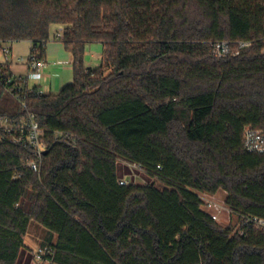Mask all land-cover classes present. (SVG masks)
Wrapping results in <instances>:
<instances>
[{"label": "trees", "instance_id": "16d2710c", "mask_svg": "<svg viewBox=\"0 0 264 264\" xmlns=\"http://www.w3.org/2000/svg\"><path fill=\"white\" fill-rule=\"evenodd\" d=\"M54 27L73 83L26 85L25 110L0 82V117L33 114L47 145L35 173L34 150L0 130V264L32 263V223L52 264H264V233L241 224L264 218V154L243 144L247 126L264 130V0H0V42L44 58ZM90 44L104 49L95 69ZM123 164L149 183L120 186ZM220 192L236 232L203 209Z\"/></svg>", "mask_w": 264, "mask_h": 264}, {"label": "built area", "instance_id": "2783aa9c", "mask_svg": "<svg viewBox=\"0 0 264 264\" xmlns=\"http://www.w3.org/2000/svg\"><path fill=\"white\" fill-rule=\"evenodd\" d=\"M62 37L63 32H59L52 37V40L59 41ZM252 44L253 42L249 41L237 42L236 49L233 50L232 44L229 42L217 43L214 46V54L218 59L227 57L231 54L238 56L242 51L249 49ZM11 53V49L6 44L0 42V82L5 85L7 92L19 100L23 108L27 110V105L22 97V94H24L25 91V86L27 85L29 88L30 80L37 82L42 80L43 70L46 68L47 63L44 58H40L38 54L31 51L28 57H21L18 59L19 63L27 67L28 75L24 77L20 75H13L12 73L8 74L2 67L9 64ZM29 92L32 93L33 89L29 88ZM36 93L38 96L44 95V92L40 89H37ZM0 130L4 132L5 138H8L13 144L34 150L35 159L28 163V167L33 172L40 173L44 153L47 151V145L45 141V132L37 123L35 116L27 113L26 117L19 120L10 119L8 117H0ZM55 138L58 140L60 139L72 142L71 137L60 132L56 133ZM243 144L245 150L249 153L264 154V130L247 126L244 129ZM128 166L135 167L137 170L142 172L141 168L135 165ZM126 178L127 177L119 181L120 186L138 184V177L136 175L134 177V181H132V178L131 180H127ZM202 196L201 199L204 203V207L211 215L213 221L218 222L224 213L233 214L226 204L216 202L215 200L207 197L202 198ZM241 224L249 229H254L264 233V218L256 216H243L241 217ZM52 253L53 250L49 246L40 248L38 253L34 255L35 260L40 264H52L51 260H46V257L52 256Z\"/></svg>", "mask_w": 264, "mask_h": 264}, {"label": "crops", "instance_id": "0c3cea01", "mask_svg": "<svg viewBox=\"0 0 264 264\" xmlns=\"http://www.w3.org/2000/svg\"><path fill=\"white\" fill-rule=\"evenodd\" d=\"M60 27H54V36ZM11 49L9 70L13 75L26 77L28 69L18 62V59L26 58L32 50V43L29 41L15 42L7 44ZM103 46L101 44H90L85 50V64L87 68L95 69L101 65L103 57ZM44 59L47 66L43 70V78L40 82L30 83L29 88H37L48 94H58L63 88L73 83L74 71L72 56L66 51L62 42L50 40L45 48ZM44 230V229H43ZM45 231V230H44ZM46 232V231H45ZM25 238V237H24ZM33 255V254H32Z\"/></svg>", "mask_w": 264, "mask_h": 264}, {"label": "rangeland", "instance_id": "374dc122", "mask_svg": "<svg viewBox=\"0 0 264 264\" xmlns=\"http://www.w3.org/2000/svg\"><path fill=\"white\" fill-rule=\"evenodd\" d=\"M64 32L63 28L60 27V30L57 32ZM30 83H35V81L31 80ZM123 173H124V178L127 177V180H131L134 181V177L135 175L138 177L137 179V183L141 184V185H145L147 183H149V178L146 177L145 175H143L142 172H140L139 170H137L135 167H129L126 164H123ZM132 176V177H130ZM207 197L210 199L215 200L216 202L219 203H224L225 204V198H226V194L223 192L218 193L217 195L214 196H205L203 195L202 198ZM204 210H206L205 207H203ZM218 225L224 229L227 228H232L234 230V232H236L239 227H240V223L238 220V217L232 213H224L221 216V219L217 222ZM46 238H47V232H45L43 230V228L41 226H39L36 223H32L31 227L28 230L27 235L25 236L24 239V243L27 247L28 252H31V254H33V259H32V263L31 264H40L39 262H37L35 260V254L38 253L39 249L42 248V246L44 245V243L46 242Z\"/></svg>", "mask_w": 264, "mask_h": 264}, {"label": "water", "instance_id": "95a60500", "mask_svg": "<svg viewBox=\"0 0 264 264\" xmlns=\"http://www.w3.org/2000/svg\"><path fill=\"white\" fill-rule=\"evenodd\" d=\"M44 155H47V151L44 153Z\"/></svg>", "mask_w": 264, "mask_h": 264}]
</instances>
